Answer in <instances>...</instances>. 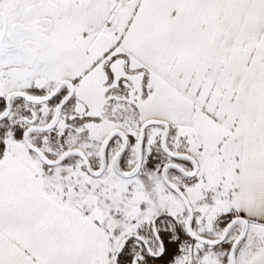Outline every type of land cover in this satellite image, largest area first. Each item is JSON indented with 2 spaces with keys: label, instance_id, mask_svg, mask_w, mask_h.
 <instances>
[{
  "label": "snow or ice",
  "instance_id": "1",
  "mask_svg": "<svg viewBox=\"0 0 264 264\" xmlns=\"http://www.w3.org/2000/svg\"><path fill=\"white\" fill-rule=\"evenodd\" d=\"M0 264H264V0H0Z\"/></svg>",
  "mask_w": 264,
  "mask_h": 264
}]
</instances>
